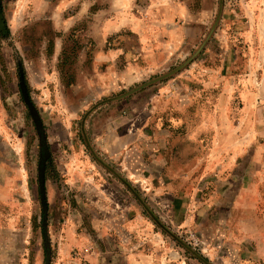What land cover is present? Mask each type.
<instances>
[{
  "label": "rangeland",
  "instance_id": "obj_1",
  "mask_svg": "<svg viewBox=\"0 0 264 264\" xmlns=\"http://www.w3.org/2000/svg\"><path fill=\"white\" fill-rule=\"evenodd\" d=\"M0 264H264V0H0Z\"/></svg>",
  "mask_w": 264,
  "mask_h": 264
},
{
  "label": "crops",
  "instance_id": "obj_2",
  "mask_svg": "<svg viewBox=\"0 0 264 264\" xmlns=\"http://www.w3.org/2000/svg\"><path fill=\"white\" fill-rule=\"evenodd\" d=\"M223 163V162H222ZM217 164V165H215V168L216 169H220V168H223V169H232V167H231V164L230 163H228V165H225L224 163L223 164ZM222 173H224V172H222ZM215 175H216V173H215ZM229 182V183H228ZM228 182H227V180H224L223 181V183H227V187H232V184L230 183V182H233V187L231 188L233 191H235V188H236V186H235V183H236V180H235V176H233L232 174L231 175H228ZM243 188H245L244 186H243ZM228 193V196L230 195L229 193L230 192H227ZM238 196H240V197H244V195L243 194H239ZM230 197L231 198H234V197H237V196H235V193H233V192H231V195H230Z\"/></svg>",
  "mask_w": 264,
  "mask_h": 264
},
{
  "label": "trees",
  "instance_id": "obj_3",
  "mask_svg": "<svg viewBox=\"0 0 264 264\" xmlns=\"http://www.w3.org/2000/svg\"><path fill=\"white\" fill-rule=\"evenodd\" d=\"M21 86H22V85H21ZM23 86H24L25 92H27V87H26V85L23 84ZM21 89H22V87H21ZM26 96H27V93H26Z\"/></svg>",
  "mask_w": 264,
  "mask_h": 264
}]
</instances>
